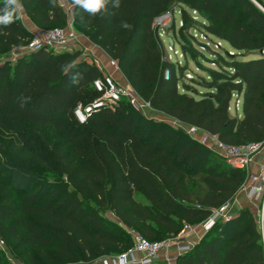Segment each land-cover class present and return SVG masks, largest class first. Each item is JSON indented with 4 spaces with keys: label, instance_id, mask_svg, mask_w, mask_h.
Masks as SVG:
<instances>
[{
    "label": "trees",
    "instance_id": "16d2710c",
    "mask_svg": "<svg viewBox=\"0 0 264 264\" xmlns=\"http://www.w3.org/2000/svg\"><path fill=\"white\" fill-rule=\"evenodd\" d=\"M22 3L41 29L69 21L60 0L55 6L50 0ZM107 7V13L90 15L73 5L72 23L118 62L131 89L152 109L229 145L264 141V11L254 1L120 0L116 8L110 0ZM176 7L183 19L181 47L209 76L194 73L203 93L185 81L184 65L167 60L154 26L156 17ZM188 9L205 19L208 34L235 50L233 57L225 50L208 63L199 61L192 32L198 22ZM34 36L23 18L0 27V52ZM250 54L257 57L244 59ZM73 60L76 68L64 74L62 65ZM76 73L82 78L74 85ZM102 76L81 50L42 48L0 64V126L13 135L0 143V239L28 264H91L131 247L130 230L151 241L176 236L232 202L246 182L244 169L125 98L80 122L74 109L99 97L93 82ZM234 97H242L241 115L231 112ZM43 129L58 137L48 140ZM0 264H7L1 250ZM177 264H264L255 212L246 206L216 221Z\"/></svg>",
    "mask_w": 264,
    "mask_h": 264
},
{
    "label": "built area",
    "instance_id": "2783aa9c",
    "mask_svg": "<svg viewBox=\"0 0 264 264\" xmlns=\"http://www.w3.org/2000/svg\"><path fill=\"white\" fill-rule=\"evenodd\" d=\"M61 5L66 9L69 16L72 14L73 6L67 1L60 0ZM174 11H167L154 20V26L159 29V34L170 26ZM81 36L72 23V18L64 27H54L43 29L30 40L26 52H33L42 48H50L56 51H74L81 50L83 57L89 63L95 64L102 72L103 76L93 82L95 90L99 97L88 104L78 103L74 112L80 122H85L89 116L104 109L114 108L123 99H127L136 109L144 111L150 107V104L142 99L130 85L119 84L110 73V69L119 70L118 62L111 58H100L90 54L87 46L82 42ZM165 78H169V71L165 72ZM172 125L182 128L192 138L203 143L212 151L223 158H226L232 166L240 169H247L253 163L255 157L264 151V141L252 142L246 145H229L194 125H187L174 120ZM243 192L244 199L250 203L249 207L255 212L264 243V164L260 165L257 171H251L248 174L247 181L240 190ZM238 200L235 198L232 202L225 204L219 209H214L212 214L199 225H185L179 233L177 241L160 240L151 241L136 231H133V245L118 255L102 257L97 260L98 264H152L162 261L165 264H177L179 255L189 251L198 238H193L197 227L203 229V234L210 230L216 221L227 220L233 217L235 213L232 209L237 206ZM201 239V238H200ZM0 239V245H4Z\"/></svg>",
    "mask_w": 264,
    "mask_h": 264
},
{
    "label": "rangeland",
    "instance_id": "374dc122",
    "mask_svg": "<svg viewBox=\"0 0 264 264\" xmlns=\"http://www.w3.org/2000/svg\"><path fill=\"white\" fill-rule=\"evenodd\" d=\"M256 2H258L257 0H255ZM69 5V2H67ZM259 3V2H258ZM263 8H264V0H262V3H259ZM73 6V5H72ZM190 15L193 17V19H195V21H197V29L192 30L195 39L197 40V42H195V45L197 47V49L201 52V56H199V61H202L203 63H208L207 61H210V59H214V53H222L224 54L225 50H229L231 52H235V50L226 42H221L220 39L208 34L206 32V30L204 29V27L202 26V23L205 22V19L199 15L197 12L188 9ZM24 22V20H23ZM183 25V19H182V13H181V9L179 7H176L175 11H174V16L172 17L170 26L165 29V31L161 32V37H162V41L165 47V53H166V58L168 61L176 64V65H184L185 66V81L187 83H189L191 85V87L196 88L198 91L200 92H205L207 91L202 85H199L198 81V77L196 76V74H200L203 75L205 77H209L208 74L202 70V68L200 67V65H198L197 61L192 58L191 56L185 55L182 47H181V38L179 36V29L182 27ZM43 29H39L35 34L39 33L40 31H42ZM79 35L81 36V40H86V42L88 43V40L86 39L87 36L81 32L79 29L77 30ZM30 42V41H29ZM29 42H27L26 44L19 46V47H15L12 48L10 50L4 51V52H0V64L4 63L6 61H9L11 64L15 63V60L17 57H20L24 54H26L27 50V45L29 44ZM87 46V45H86ZM97 46V45H96ZM99 48V46H97ZM91 54V53H90ZM257 57V54H250L247 57H245L244 59H251V58H255ZM208 65V64H207ZM209 66L212 67H216L214 64H209ZM180 70L178 68V71L180 73ZM194 79V80H193ZM193 80V81H190ZM179 89L184 92V88L183 86H180ZM190 94H193V92H190ZM194 95V94H193ZM195 97L197 99H200L201 96L200 95H195ZM231 112L233 115H241L242 114V97H240L239 99L237 97H234V99L232 100L231 103ZM143 114H145L146 116H148L149 118L152 119H156V120H163V121H167L169 123L173 122V119H171L168 116L163 115L161 112L152 109V108H145L143 111ZM42 132L46 133V137L48 140L50 141H54L58 135L57 134H53L52 132H50L47 129H43ZM12 133L6 131L4 128H2L0 126V143H5L7 142L9 139L12 138ZM223 158V157H222ZM228 164L231 165V163L226 159L223 158ZM5 165V161L3 159L2 154H0V169L1 166ZM250 169H244V173L246 175V178L248 177V174L250 173ZM247 181V179H246ZM241 195H243V193L240 192ZM136 197L138 200L144 201L143 197L141 194H136ZM250 205V203H249ZM234 213V210L232 211ZM108 217L110 218H115L113 214L108 213L107 214ZM202 223V222H201ZM201 223H197L201 224ZM130 233L133 237V231L130 230ZM201 237V236H200ZM179 237V234H177L176 236L173 237H169L167 239L164 240H172V241H177ZM200 240V239H199ZM0 250L4 253V259L6 261L7 264H15L14 260L18 259L22 262V264H28L26 258H24L23 256H20L18 252H16V250L14 249V246L5 243L4 245H0ZM99 260V259H98ZM98 261H95L91 264H98ZM78 264H88L85 262H80Z\"/></svg>",
    "mask_w": 264,
    "mask_h": 264
},
{
    "label": "clouds",
    "instance_id": "9594fccd",
    "mask_svg": "<svg viewBox=\"0 0 264 264\" xmlns=\"http://www.w3.org/2000/svg\"><path fill=\"white\" fill-rule=\"evenodd\" d=\"M50 3L55 6L56 0H50ZM74 6H79L90 15H96L98 13H107L108 4L110 0H71ZM120 0H112V7L118 8ZM25 15V7L22 0H3V7H0V27H8L16 20L22 19ZM124 28H129L130 25L124 23ZM77 66V61L73 60L70 63L62 65V71L64 74H68L72 69ZM81 74L76 73L71 76L72 83L78 84L81 79Z\"/></svg>",
    "mask_w": 264,
    "mask_h": 264
},
{
    "label": "crops",
    "instance_id": "0c3cea01",
    "mask_svg": "<svg viewBox=\"0 0 264 264\" xmlns=\"http://www.w3.org/2000/svg\"><path fill=\"white\" fill-rule=\"evenodd\" d=\"M65 1H67V0H65ZM69 18H72V17L70 16ZM23 20H24V24L26 25V27L29 30H31L33 33H36L40 29L28 16L24 15ZM86 39L88 40V43L86 42V44H85L86 40H84L82 42L85 45H87V48L89 49V51L92 55L99 56L100 58H103V59L108 58L106 56V54L104 53V51L100 47L98 48L96 45L91 43L88 38H86ZM110 73L112 74V76L115 78V80L119 84L129 86L127 79L125 78L123 73L120 71V69L119 70L110 69ZM262 164H264V151L255 157V159H254L253 163L250 165L249 169H250V171H257L258 168L260 167V165H262ZM241 193H243V192H241ZM236 199L238 200V203H237L238 205L232 209V211L234 210V213H236L237 210L241 209L242 207L249 206V203L247 202V200L244 199V196L241 195L240 192L237 194ZM200 226H201V224H200ZM200 226L197 227L198 229L196 231V234L193 237L195 239L198 238V240L204 235L203 229Z\"/></svg>",
    "mask_w": 264,
    "mask_h": 264
},
{
    "label": "water",
    "instance_id": "95a60500",
    "mask_svg": "<svg viewBox=\"0 0 264 264\" xmlns=\"http://www.w3.org/2000/svg\"><path fill=\"white\" fill-rule=\"evenodd\" d=\"M252 1H254L263 11H264V8L258 3V2H256L255 0H252ZM261 53H263V51H261ZM226 54L228 55V56H230V57H233L234 56V53L233 52H231V51H227L226 52ZM264 54V53H263ZM14 263L15 264H22V262L20 261V260H18V259H15L14 260Z\"/></svg>",
    "mask_w": 264,
    "mask_h": 264
}]
</instances>
